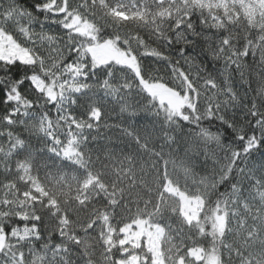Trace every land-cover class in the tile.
Masks as SVG:
<instances>
[{
  "label": "snow or ice",
  "instance_id": "6c2138e0",
  "mask_svg": "<svg viewBox=\"0 0 264 264\" xmlns=\"http://www.w3.org/2000/svg\"><path fill=\"white\" fill-rule=\"evenodd\" d=\"M253 65L264 69V0H0V264H264ZM107 101L158 123L159 149L116 125L146 163L94 159ZM186 127L185 149L212 161L200 175L163 150Z\"/></svg>",
  "mask_w": 264,
  "mask_h": 264
},
{
  "label": "trees",
  "instance_id": "16d2710c",
  "mask_svg": "<svg viewBox=\"0 0 264 264\" xmlns=\"http://www.w3.org/2000/svg\"><path fill=\"white\" fill-rule=\"evenodd\" d=\"M24 2H25V6H30L33 7L34 9L35 4L38 3L39 0H24ZM53 30L54 31L56 30L55 26H53ZM196 53L200 54L199 56L200 61L213 74H216L222 68L221 62L210 61L207 57L203 56V54L200 53L199 49H196L193 54ZM249 63L251 64V60H249ZM248 71H250V73L252 74L251 77L252 87L255 88L256 81L257 79H259V74L264 72V69H262L258 65H253L250 67ZM232 79H233L234 87L237 88L241 94L247 92L250 98L252 92L246 89L247 85H244L242 83L239 74L233 72ZM105 107L108 113L107 122L109 125H111V127L109 128L102 127L100 133L96 134L97 139L95 141L89 142V148L94 153V159H95V155L97 154L101 157V161H104V158L108 154H112L114 159H117L125 154H131L133 156H136L139 161L146 163L149 160V156L146 153L138 150L134 142H132L129 138L123 136L119 131V128L116 127V125L124 126L127 125L129 122H131L137 124L141 129H147L149 132L152 133V143L155 145L157 149H159L161 142L158 139V135H159L158 123H156V121L153 119L151 114L145 112H139L134 118V120L129 121L126 114H120L118 106H115L111 101H107ZM240 115L241 113L238 110L237 116L239 117ZM212 128L213 130H215L216 125L215 124L212 125ZM220 130L224 134L225 143H230L233 141L234 136L230 129L221 128ZM187 133H188V128L186 127L184 132L177 134L179 140L177 147H174L171 150L168 147H165L163 150L166 153L168 151H172L173 153L172 158L174 160L179 161L181 159H190L194 172L197 175H200L202 174L203 171L211 169L212 161L210 159L205 158L203 149H196L192 145H189V148L185 149L184 138L187 136ZM249 134H251V132H249ZM25 135L27 134L25 133ZM210 147H214V145ZM48 163L52 167L61 166L60 161L55 160L54 158L49 159ZM248 165L250 167L264 166V149H261L260 151L253 153L252 156L249 157ZM169 171H172L171 166L169 167ZM221 191H223V187L221 188Z\"/></svg>",
  "mask_w": 264,
  "mask_h": 264
}]
</instances>
